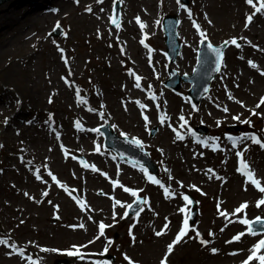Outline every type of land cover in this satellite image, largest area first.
<instances>
[{"label": "rangeland", "instance_id": "obj_1", "mask_svg": "<svg viewBox=\"0 0 264 264\" xmlns=\"http://www.w3.org/2000/svg\"><path fill=\"white\" fill-rule=\"evenodd\" d=\"M86 1V0H85ZM95 0H89L86 1L87 3L92 2ZM137 1V0H135ZM14 2V1H13ZM138 2V1H137ZM145 3V2H144ZM13 4V3H12ZM26 6L21 5H13V7L10 8V12H5L6 16H9V14L12 13H18V19H21V11L25 9ZM141 3L134 5V13L141 15L142 11L140 10ZM218 12H220V8L216 7ZM223 9V8H222ZM225 15L221 11L220 13L223 14V16H219L218 25H225L228 30H232V24L234 22V15L236 13V10L232 11L231 17L230 14L226 9H224ZM73 14L70 18L68 23L70 26V34L72 35L71 42H78L79 43V54L74 55V58L77 59V61L80 63V69L82 70V73H87L86 76L93 75L95 71L103 70L104 74L100 75V79L107 83L108 89L110 91L119 92V86L124 80L123 74H122V66L125 62V59L127 58L126 49L123 46L111 44L107 39V33H106V25L103 24V13L102 11H99L97 8H92L91 11H87V7L82 5L79 7V9L75 8L73 11ZM214 15V14H213ZM3 18L0 17V21L3 22ZM45 23V22H43ZM29 25V23H27ZM46 24V23H45ZM34 29H30L22 26V33H19V30L14 29V31H11L7 34L0 35V41L6 40L8 42V45L4 50L0 49V82L4 85H0L4 90L3 93L5 94V99L9 100V102L18 101L23 98L25 101H29L30 103L34 104L36 107V110H40V108L43 110H51V109H57L62 108L64 105V112L66 114L69 113V104L73 106V108H76L75 102L73 100H69V103L64 104L63 98L56 99V103L52 105L51 107L48 106L47 101L52 96L55 100V93L53 92V89L59 83L61 80V77L63 76L62 72L57 70L55 72V77L53 76L54 69H58L57 65H59L62 68V64L57 59V51L56 49L51 48L49 45L39 46L38 43H36L39 40H43L40 38V36L34 37L31 35L33 32L36 31L37 26H40L39 24H33L32 25ZM50 26V23L48 24ZM256 32H262L263 39L262 43L264 44V33L262 28L259 26L255 27ZM30 35V36H29ZM28 39L26 40V37ZM87 41L89 43V46L85 43ZM130 43L133 44L132 40L130 39ZM83 44V45H82ZM135 45V44H134ZM1 48V45H0ZM123 50V51H122ZM31 54H34L33 57H30ZM22 58L20 61H17L16 58ZM30 57V58H29ZM121 57V59H120ZM29 60V61H28ZM57 61V62H56ZM59 62V63H58ZM57 63V64H56ZM264 70V69H263ZM115 71L120 72L119 77H115ZM253 74H248L247 77L252 76ZM260 78V85L256 91H251L250 93H247L245 98H242L241 101L233 100L229 104L231 106V112L234 113V116L237 114H241V116L244 119L251 118L253 115H251V112L249 110L251 109H257L255 106L259 102L258 96L263 94L264 95V77ZM234 85L236 84L233 80ZM117 86V88H115ZM233 86H230L229 89H232ZM237 90V89H236ZM229 91V90H228ZM232 90L231 92H233ZM38 93V94H35ZM241 93V91L239 92ZM11 94L14 96L12 97ZM39 95V96H38ZM228 96V95H227ZM239 102H243V104L246 107H242ZM224 103V102H223ZM118 105V103H116ZM225 104V103H224ZM228 104V103H226ZM11 106V104L7 103L4 104L1 107L2 112H6L7 109ZM264 106V105H261ZM227 107V106H226ZM169 110V117L170 119H173L171 122V125L178 128V125L180 123L179 116L181 115L180 110L175 109L171 102L168 103L167 107ZM264 114V112H262ZM66 114L64 116H66ZM186 119H190V112L185 111L182 113ZM25 117L29 116L24 114ZM1 117V116H0ZM121 125H127L126 121L119 122ZM169 136H165L161 139L163 141V146L166 147L167 152L169 155H172V152L174 151L175 155H178L182 162L178 161V168L181 172H188L187 169L192 171L195 169V167L201 166L202 161L201 158L202 154H199V150L197 148H191L189 146L181 144H177L178 146L172 145L174 132L169 130ZM30 130H28L29 132ZM32 136L35 137V139H31L30 142L27 141V145L29 143L32 144L33 147L38 149V142H40V148L39 150H43L46 152V155L49 153H53L55 156H57V152L59 150V147L54 146V139H59L60 135H49L46 134H39V138H37L38 131H31L30 132ZM14 134V133H13ZM64 137L68 136L65 132ZM21 139V138H20ZM19 139V140H20ZM71 137L69 136L67 140H70ZM172 145V146H171ZM172 151V152H171ZM194 152H197L195 154ZM189 155L191 156L195 164L191 167L187 166V164L184 161L185 157ZM173 156V155H172ZM15 159L17 158L14 157ZM176 161V159L173 156L172 162ZM70 165H68L69 167ZM70 168V167H69ZM64 178H68V173L64 175ZM19 181V189L24 192L29 193L30 196H35L34 199H40L41 203H38L39 207L35 205L36 202L30 203L27 199H23L22 194L17 195V192L12 189L10 186V182H16ZM5 188L2 191L4 195L8 198V200H13L15 203H19L20 205L26 204L30 207L32 205V212L33 214H30L29 222L31 223V227L29 229L33 230V235L35 239V243H44L47 242V244L52 246H67L64 244L60 239H57V237H65L67 234H69L72 239V242L75 243H84L85 240L88 239V237L84 236L85 232L83 229L80 228L76 223H74L73 218L67 215L75 214V211L71 210L69 200L65 196H61L60 200L57 201H51L50 197H44V198H38L40 196L38 190H28L23 189L25 187H29V184L27 183L25 176H19L18 172H12L9 174L8 177L3 179ZM34 187V186H33ZM50 201V203H49ZM58 206V207H56ZM54 207L55 209H51ZM3 207H1L2 209ZM17 205H11V207H6L5 212L2 213V218L5 222L10 223H16L17 221V213H16ZM47 210V213H46ZM50 210V211H49ZM51 210L59 212L62 214V217L60 218L59 222H62L66 224L67 227L64 225L56 224L52 222L50 219L51 217ZM69 211L71 214H68L67 211ZM49 211V212H48ZM11 214V217H10ZM47 216V217H46ZM74 217V216H73ZM25 219V218H23ZM21 219V220H23ZM68 221V222H65ZM69 221L73 222L72 224L69 223ZM84 222V219L82 220ZM86 223L88 222L87 219L85 220ZM45 223V228H43ZM19 224V223H18ZM54 225V228L52 229ZM20 231L23 232V227L20 229ZM25 232V231H24ZM23 232V233H24ZM233 232V231H232ZM231 232V233H232ZM26 233V232H25ZM228 234L226 237H229ZM20 234V233H19ZM90 237V236H89ZM159 240L155 241L158 242ZM168 241V239L165 242H162V249L159 253L151 254L150 256L145 257L146 262L152 263V260L156 257L160 256L164 253V244ZM155 243L153 245H155ZM152 247V246H151ZM92 249H97L95 246H91ZM178 249V253H182L181 255L174 258L176 264H210L211 261H215L218 264H224L226 263V258L224 256H211L206 251L200 250L197 246L194 244L188 243V245L181 246ZM97 252V251H95ZM188 252V255L185 256V254ZM98 257H91L88 260V264H95L97 262ZM144 259V260H145ZM171 261L174 260L170 259ZM204 261H208L207 263H204ZM0 264H7L6 262L0 263Z\"/></svg>", "mask_w": 264, "mask_h": 264}, {"label": "snow or ice", "instance_id": "obj_2", "mask_svg": "<svg viewBox=\"0 0 264 264\" xmlns=\"http://www.w3.org/2000/svg\"><path fill=\"white\" fill-rule=\"evenodd\" d=\"M76 2L78 3V0H76ZM97 2L98 3H102L103 0H97ZM118 2L119 3H123V0H113V16H111L109 18L111 20L112 24L116 25L117 28H119V26H120L118 24V22H117L118 14L116 13V4ZM161 2H162V0H161ZM258 2H259V6H257L254 3V0H246V3L254 8V12L252 14H249L246 17L245 27H247L248 24H250L253 21V18H254L255 14L264 15V0H258ZM176 4L179 6V8L185 9L187 11V14H188L189 18L191 19L192 15H193L192 12L190 10L186 9V6L183 3H181V0H176ZM87 11H91V8H88ZM101 11H103V9H101ZM205 19H207L206 15H205ZM135 20H136V23L139 25L141 31H143L147 27L146 24L141 22L139 16L135 17ZM157 23H159V21H157ZM55 27L59 28L60 26H59V24H57ZM193 27L197 30V32L201 36L200 44L204 45L205 42L208 40L207 34L204 31L201 30L200 25L198 23H196L195 21H193ZM239 39L246 40V38H244V37H240ZM140 43L142 45H145V47H147V45L145 44L144 39H141ZM229 43H231V45L236 46L237 48L241 47V44L238 43L237 38H232L230 41H225L224 44L222 46H220V47H214L211 43H207L206 51L204 52V55L203 56H198L197 62L198 63L205 62L207 57L209 55H211V56L214 57V60H215L214 71L220 72L221 71V64H222V60H223V55H224L223 48L228 46ZM248 43L250 44L251 42H248ZM254 47H257V49L260 50L258 48V46H254ZM248 64L253 69L258 68V65H256L251 60L248 61ZM260 74L262 76H264V71H260ZM135 80H136L135 87L138 88V89L141 88V83H140L141 77L136 76ZM147 88L150 90L152 88V86L149 84L147 86ZM204 91L207 92L208 90L205 89ZM226 92H227V89H226ZM76 95L78 97L80 96L79 90L76 91ZM149 98L151 100H153V101L156 100V96L154 94L151 95ZM229 99H232V96H231L230 93H229ZM137 103L139 104V106L142 109L146 107V105L140 104L139 101H137ZM239 103H240V105L242 107H246L243 104V102H239ZM261 105H264V97H261L260 101L257 103L255 108L258 109V108H260ZM159 107L160 106L157 105L158 109H159ZM217 107H220V106L217 105ZM192 109H193V111H198L199 110L196 107V105H194V104L192 105ZM222 111L227 114L229 112V109L227 107H223ZM249 111L251 112V115H253V116L262 115V114L258 113L255 109H251ZM143 118H144L145 122L147 123L148 122V117L144 116ZM178 119L180 121V123L178 125V128H172V130L176 133L177 139L183 140V139H185L186 135H191L192 137H195V142L196 143L204 146L205 148L211 147L213 151L218 149V144L216 143V141L219 140L218 137H216V138H201V137H198V136H196V134L192 130V128L189 126L188 120L185 118V116L183 114H181ZM232 119L234 121H238L240 123L247 124L250 127L252 126L250 119L241 120V114H237V115L233 116ZM160 123L162 125L165 123V117H160ZM219 123L220 122L217 121V125L218 126H219ZM168 126L172 127L171 124H169ZM95 131H99V129H95ZM227 139L231 142V146H232L233 149L237 148L238 145L244 144L246 141H251L252 144L258 145L261 149H264V128H262L260 130V134H257L255 132L244 133V134H242L239 137L228 136ZM210 141H211V143H210ZM133 143H135L138 147H142V143L139 140H134ZM0 147H2V145H0ZM247 150H248L247 147H245L243 151H237L236 152V156L240 159V163L242 165V167L238 168L237 171H239L241 173V175H243L245 177V181H244V184H245L244 190L245 191H247V186L249 184H251L252 186H254V188L256 190H258L259 193L262 194L261 198L258 199L255 202V207L256 208H260L261 206H264V186H262L261 180L256 178L255 173L250 169L249 163L245 160V153L247 152ZM97 151H99V149H97ZM141 171L144 172L145 174H147V169L144 168L142 165H141ZM208 172L209 173H213V170L209 169ZM49 175H51V173H49ZM147 178L153 184H157V185H160L161 187H164L161 184L160 180L154 178L153 176L148 175ZM210 178H213V177H210ZM214 178L221 179L218 176H215ZM36 179L37 180L41 179V175L39 174V170H37ZM52 179L56 180V177L52 176ZM180 187H184L182 183L180 184ZM193 187H195V186H193ZM196 190L200 191L199 188H196ZM123 191L130 192L133 197H137L138 196L137 191L131 190V189L127 188V187H124ZM164 193H165V198H168L169 189L165 187L164 188ZM24 195L25 196H29V193L25 192ZM42 195L47 197L48 192L45 191V192L42 193ZM176 195H180V194L176 193ZM182 199L186 202V204H192L193 203V201H191L187 195H183ZM49 203H50V201H49ZM135 203H136L137 207H136L134 215H135V217H138L140 215V213L144 210V205H146L148 203V200L147 199L137 198ZM116 204L124 207L122 202L119 201V200L116 201ZM56 207H58V206H56ZM248 207H249L248 202H243L241 205H239L237 208L234 209V211H233V213L231 215L237 216L239 213L244 212L245 209H247ZM132 208H133V205H131V204L127 205L126 206V210H125V212L123 214V217H121V218H128L129 217V210H131ZM217 208H218V212H219L220 216H222V217L226 216L225 212L219 211V205L217 206ZM180 211L183 213L185 211V208H181ZM115 218H116V213L113 212V219L115 220ZM165 220L167 221V218H165ZM228 222L229 223H233V222H237V221L229 220ZM238 222L241 225L246 226V232L245 231H241L240 233L235 235L232 239H230L228 241H225V243H229L230 244V243H233V242H239V241H241V238L246 233L250 234L252 236L261 235L262 238L251 249H249L250 255L246 258L245 261L242 262V264H250V262H252L254 259L257 260L259 262V264H264V255H258V253L261 251V249H264V218H262L260 216H257L254 219L250 220V219L247 218V214L245 213L243 218H239L238 219ZM21 223H23V221H21ZM134 226L135 225H131L130 228H129V235L132 237L133 242H135V237L132 234V228ZM257 226H259V227H257ZM107 227H110V226L106 225L103 222H99L98 223L99 236H97L95 239H99L100 237H102L104 235L105 229ZM167 227H168V224L166 223L163 226V228L167 229ZM223 230L224 229L222 228L221 231H223ZM190 231H195V236L194 237H189L190 239H198L199 242L202 245H205V246H207L210 243L209 240H206V239H204L201 236V233H199V231L195 230L194 226H191L189 224V218L185 217L182 220V225H181L180 229L178 230L177 234L175 235L174 239L172 240L171 243H169L167 245L166 253H165L164 258L161 260V264H167L168 256L174 251L175 246L177 244H179L180 242H182V240L185 237L188 236V233ZM163 234H164V230L163 229L161 231L155 232L156 236H160V235H163ZM208 235L209 236H213L214 233L209 232ZM93 242L94 241H89L88 243L91 244ZM109 243H111V242H109ZM0 244L6 245V246H8V247L13 249V252H10L9 255H11V254H13L14 252L17 251L14 244H9L8 239H0ZM86 246L87 245H81V246L73 245V246H71V248L69 250H64L63 254H66L69 257H75L77 259L83 260L85 258V254L82 253L81 249L86 247ZM41 251L47 252L48 249H43L42 248ZM52 251L53 252H60L61 250L53 249ZM107 251H108V247L105 246L102 253H100V254H87V255H89V256H91V255H102V254L107 253ZM211 251H212V253L215 254L218 251V249L212 248ZM18 254L20 256H23L24 250H19ZM231 254L235 255L237 253L234 252V253H231ZM124 259L126 261H128V264H133V262L131 261V258L128 257L127 254H124ZM27 260L29 261V264H37V261L34 260L31 256H28ZM95 264H101V262L97 261V262H95Z\"/></svg>", "mask_w": 264, "mask_h": 264}, {"label": "bare ground", "instance_id": "obj_3", "mask_svg": "<svg viewBox=\"0 0 264 264\" xmlns=\"http://www.w3.org/2000/svg\"><path fill=\"white\" fill-rule=\"evenodd\" d=\"M24 0H22L21 2H23ZM56 0H53V2H55ZM8 4L9 3H4V4H2V6L0 7V17L1 18H5L4 20H3V22H1L0 21V28L2 29L1 30V32H0V34H2V33H4V31L7 29V26H8V23L10 22V18H6L5 17V12H7V10H8ZM36 8H38V6H35L33 9H32V12H35L36 11ZM9 12V11H8ZM25 16H28V14L26 15L25 14ZM25 16L23 17L24 19H25ZM1 50H4V48H6L7 47V43L4 41V43H2L1 42ZM35 94H38V93H35ZM39 96V95H38Z\"/></svg>", "mask_w": 264, "mask_h": 264}, {"label": "water", "instance_id": "obj_4", "mask_svg": "<svg viewBox=\"0 0 264 264\" xmlns=\"http://www.w3.org/2000/svg\"><path fill=\"white\" fill-rule=\"evenodd\" d=\"M2 2V0H0V3Z\"/></svg>", "mask_w": 264, "mask_h": 264}]
</instances>
